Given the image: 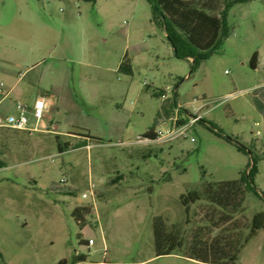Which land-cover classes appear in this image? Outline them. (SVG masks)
I'll use <instances>...</instances> for the list:
<instances>
[{"label": "rangeland", "instance_id": "374dc122", "mask_svg": "<svg viewBox=\"0 0 264 264\" xmlns=\"http://www.w3.org/2000/svg\"><path fill=\"white\" fill-rule=\"evenodd\" d=\"M211 2L219 15L223 3ZM226 23L220 50L192 72L147 0H0V117L14 112L7 93L16 84L19 101L51 102L55 126L10 129L0 140V264H209L185 248L157 257L159 216L186 245L195 235L247 236L264 198L247 194L226 224L219 209L209 221L206 201L187 214L180 199L206 182L238 180L253 159L264 196V0L233 4ZM125 56L132 75L119 71ZM178 114L200 120L170 141H140ZM77 207L88 211L82 224ZM236 264H264V229Z\"/></svg>", "mask_w": 264, "mask_h": 264}, {"label": "trees", "instance_id": "16d2710c", "mask_svg": "<svg viewBox=\"0 0 264 264\" xmlns=\"http://www.w3.org/2000/svg\"><path fill=\"white\" fill-rule=\"evenodd\" d=\"M219 1L223 3V7L220 14L217 15L218 5L211 2V0H147L154 21L165 29L166 35L175 49V56L192 59V72L199 64L207 60L212 53L220 50L224 39L230 34L226 23L227 9L235 3L248 0ZM250 65L253 69L257 68V52L252 56ZM119 71L126 75L133 74L132 65L126 56L119 65ZM256 104L260 110L263 109L261 102L256 100ZM154 129L155 127H152L148 130L144 137L155 139ZM236 147L240 152L247 153L246 148L237 144ZM67 148V143L65 146H59L60 151ZM257 174V160L253 159L249 171L243 173L238 180L206 182L201 191L182 194L180 196L181 203L185 207L186 213L189 214L191 206L200 201H206L212 209V215L209 217L210 222L216 223L213 213L219 209L222 216L218 221L224 224L230 223L233 214L243 207L247 194L252 193L258 198H264L255 187ZM83 209L88 213L86 208L78 207L73 212V215L81 224L84 221ZM262 229H264V212H258L253 216L249 232L242 240L240 236L235 238L228 234H220L207 242L195 235L191 243L186 245L178 229H169L163 217H155L154 241L156 256L170 255L178 249L185 248L186 257L202 263L236 264L242 249ZM81 260H83L82 256L77 258V261ZM66 263V260L60 262V264Z\"/></svg>", "mask_w": 264, "mask_h": 264}, {"label": "built area", "instance_id": "2783aa9c", "mask_svg": "<svg viewBox=\"0 0 264 264\" xmlns=\"http://www.w3.org/2000/svg\"><path fill=\"white\" fill-rule=\"evenodd\" d=\"M165 98V95H162ZM46 109L47 103L44 98L38 97L35 99L32 107H28L22 103H17L16 113L7 116L3 121H0V128H8L16 131H45L54 132L55 126L52 123H45L46 121ZM200 117L196 116L189 121H184L179 114L169 118L163 123L155 127L154 134L155 139L143 137L140 141L146 143H164L172 140L176 134L185 135L187 130L197 122ZM34 126H33V125ZM177 137V136H176ZM91 145H87L86 148H90ZM93 196V192H91ZM83 198H88L87 193H83ZM91 243V242H89Z\"/></svg>", "mask_w": 264, "mask_h": 264}, {"label": "crops", "instance_id": "0c3cea01", "mask_svg": "<svg viewBox=\"0 0 264 264\" xmlns=\"http://www.w3.org/2000/svg\"><path fill=\"white\" fill-rule=\"evenodd\" d=\"M28 18H32V16H33V14L30 12L28 15ZM258 63H259V61H258ZM17 91V92H16ZM7 95H10V96H14V98H16V101H15V104H13L12 105V107H11V109L14 111L13 113H11V114H14V113H16V105H17V103H22V104H24V105H27L28 107H32V105H33V103H34V101H35V99L36 98H38V97H42V98H44L45 99V101H46V103H47V109H46V121H45V123L47 124V123H51L52 122V120H51V117H50V114H49V110H50V107H51V102L50 101H48V100H46V98L44 97V96H37L34 100H33V102L32 103H23V102H21V101H19V99H20V97H22V92L20 91V90H18L17 88H16V84L15 85H13L12 87H11V89L9 90V92L7 93ZM6 95V96H7ZM162 95H165L164 93H163V91H162ZM10 114V115H11ZM9 116V115H8ZM4 119H2V117H0V121H3ZM33 125V124H32ZM34 126V125H33ZM8 131H11L10 129H8V128H0V140H4L5 138H7L8 137V135H7V133H8ZM25 132H28V133H33V132H37V131H25ZM42 132H44V131H42ZM55 132V131H54ZM54 132H50V133H54ZM3 152V151H2ZM2 152H0V157L1 156H3V154H2ZM0 165H3L4 166V163H3V161H2V159L0 158ZM3 168H5V167H3ZM26 224V223H25ZM24 224V225H25Z\"/></svg>", "mask_w": 264, "mask_h": 264}]
</instances>
